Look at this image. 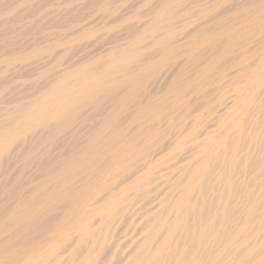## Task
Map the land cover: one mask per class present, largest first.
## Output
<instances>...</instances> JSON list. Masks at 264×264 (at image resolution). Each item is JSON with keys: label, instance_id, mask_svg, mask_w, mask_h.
I'll list each match as a JSON object with an SVG mask.
<instances>
[{"label": "bare ground", "instance_id": "bare-ground-1", "mask_svg": "<svg viewBox=\"0 0 264 264\" xmlns=\"http://www.w3.org/2000/svg\"><path fill=\"white\" fill-rule=\"evenodd\" d=\"M180 1L157 10L138 38L161 37L152 45L163 50L159 62L220 43L226 51L245 35L232 25L216 35L198 34L177 52L166 49L168 33H157L167 32L169 10ZM260 19L264 4L237 20ZM131 46L68 70L14 104L2 105L0 88V264H264V39L231 62L241 69L225 89L215 90H226L229 103L213 124L201 132L184 126L169 133L168 152L188 150L189 161L167 176L158 174L162 161L149 162V150L165 138L151 124L179 108L186 91H203L211 72L220 70V58L202 67L192 56L187 63L194 75L139 100L140 86L155 69L139 65L141 49ZM133 64L138 67L131 72ZM101 105L105 111L86 129L95 119L90 111ZM72 132L65 146H56L57 137ZM58 148L59 156L51 158ZM28 161L38 177L29 191L23 186L15 195L8 168L23 170ZM134 165L139 168L132 173ZM154 184L160 194L139 214ZM125 225L134 229L122 241Z\"/></svg>", "mask_w": 264, "mask_h": 264}, {"label": "rangeland", "instance_id": "rangeland-1", "mask_svg": "<svg viewBox=\"0 0 264 264\" xmlns=\"http://www.w3.org/2000/svg\"><path fill=\"white\" fill-rule=\"evenodd\" d=\"M169 1L171 0H0V58H6V61L0 63V88L5 93L2 105L14 104L23 97L28 98L66 71L97 59H105L110 53L119 52L129 45L141 49V54L137 50L143 60L139 65L151 64L152 69H155L153 75L140 86L139 100L148 96L157 97L165 91L171 81L194 75L191 71V62L187 63L192 56V59L198 60L202 67L214 57H219L218 62L221 63H218L217 70H220L214 71V74L211 72V75L215 76L212 77L213 81L206 85L205 90L197 94L186 91L180 98L179 108L163 111L161 120L151 124L153 131H157L165 138L149 150L148 154L151 156L149 162L152 159L156 163L163 162L157 167L159 175L167 176L177 172L189 161L187 160L189 154L188 150L173 155L168 152L171 137L169 133L173 134L184 126L201 132L225 112L229 95L226 90L221 93L215 90L218 87L225 89L231 83L232 78L241 69L232 63L239 61L244 52L246 54L253 52L264 39V19H260L256 24L241 25L237 19L255 4H264V0H181L179 5L176 4L169 10L171 17L167 21V32L157 33L159 35L168 33L166 49L175 48L173 52H177L179 47L187 48L188 43L196 39L198 34L206 32L216 35L232 25L235 29H244L245 35L235 40V46L230 44L226 51L223 50L224 52L223 43H220L215 46L199 47L195 49L197 51H193L192 56L189 53L190 57L175 56L169 61L159 62L163 50L152 48V45L161 37L142 40L138 38L149 29L154 13ZM236 55L238 59H235ZM137 67V64H133L129 69L132 72ZM105 107L106 105H101L90 111V115L95 119L86 123V129L105 111ZM184 115L189 117L188 121L182 118ZM196 121L198 124L194 128ZM73 133L67 137L61 135L57 137L56 146H65L66 139L71 137V134L73 136ZM79 136L77 131L73 138L77 140ZM27 146L28 143L24 150ZM57 151L54 150L50 157L57 158L59 148ZM47 162L49 160L45 163ZM35 168L32 161L24 164L23 170L21 167L8 168L10 177L8 183L12 184L15 195L23 191V186L24 193L32 188L29 184L38 177ZM138 168V165H134L132 173ZM129 178L125 176L123 180L127 181ZM158 194H160L158 185H152L147 192L148 196L146 195L137 207V210L141 211L139 214L152 208L151 201ZM133 229V225H127V229L126 225L124 226L123 231L119 233L122 241L131 237L130 232Z\"/></svg>", "mask_w": 264, "mask_h": 264}]
</instances>
